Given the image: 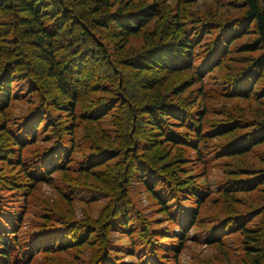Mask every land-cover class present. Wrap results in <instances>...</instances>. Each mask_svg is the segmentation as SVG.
Listing matches in <instances>:
<instances>
[{"label":"trees","instance_id":"obj_1","mask_svg":"<svg viewBox=\"0 0 264 264\" xmlns=\"http://www.w3.org/2000/svg\"><path fill=\"white\" fill-rule=\"evenodd\" d=\"M201 242L264 264V0H0V264Z\"/></svg>","mask_w":264,"mask_h":264},{"label":"rangeland","instance_id":"obj_2","mask_svg":"<svg viewBox=\"0 0 264 264\" xmlns=\"http://www.w3.org/2000/svg\"><path fill=\"white\" fill-rule=\"evenodd\" d=\"M205 1H206V0H201V2H205ZM215 172H216L218 175H219V173H220L219 169H217V168L214 169V170L212 171V173H215ZM211 182H212V183L215 182V176H214V175L211 176ZM44 188H45L46 190L50 189L48 185H45ZM101 201H102V200H101ZM143 201H144V202H147L145 196H143ZM78 212H79V214H81V211L79 210V208H78ZM158 214H159V213H158ZM193 232H194V229L191 231V235L193 234ZM116 235H117V234H114V236H116ZM205 239H206V236L203 235V240H205ZM188 248H189V249H186V251L183 252V254H182V257H183V260H184V263H185V264H191V261H190V255L193 254L192 251L201 252V253L204 254V255H209V254L212 253V251H213L212 247L207 246V245H205V244L202 243V242L199 243V244L192 243L191 246H189ZM121 249H122V253H126V247H121ZM124 261H125L127 264H134V263H135V259H134V257H132V256H130V255H126V256L124 257Z\"/></svg>","mask_w":264,"mask_h":264},{"label":"bare ground","instance_id":"obj_3","mask_svg":"<svg viewBox=\"0 0 264 264\" xmlns=\"http://www.w3.org/2000/svg\"><path fill=\"white\" fill-rule=\"evenodd\" d=\"M213 71V70H212Z\"/></svg>","mask_w":264,"mask_h":264}]
</instances>
